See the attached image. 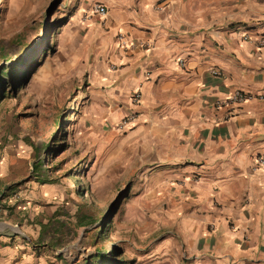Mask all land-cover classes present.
Masks as SVG:
<instances>
[{
	"label": "crops",
	"instance_id": "1",
	"mask_svg": "<svg viewBox=\"0 0 264 264\" xmlns=\"http://www.w3.org/2000/svg\"><path fill=\"white\" fill-rule=\"evenodd\" d=\"M68 4L107 123L135 115L116 132L118 148L147 168L151 239L137 262L264 264V165L255 163L264 156V0ZM237 89L244 103L215 106ZM8 160L0 157V264H45L28 236L43 223L44 188ZM23 177L34 190L14 195Z\"/></svg>",
	"mask_w": 264,
	"mask_h": 264
},
{
	"label": "rangeland",
	"instance_id": "2",
	"mask_svg": "<svg viewBox=\"0 0 264 264\" xmlns=\"http://www.w3.org/2000/svg\"><path fill=\"white\" fill-rule=\"evenodd\" d=\"M74 11L68 0H0V66L26 78L5 84L0 157L19 177L40 164L31 179L44 188L37 205L45 215L28 236L45 264H139L151 239V200L140 178L147 168L139 153L117 146L121 135L94 95ZM27 179L14 184V195L34 190L21 187Z\"/></svg>",
	"mask_w": 264,
	"mask_h": 264
},
{
	"label": "built area",
	"instance_id": "3",
	"mask_svg": "<svg viewBox=\"0 0 264 264\" xmlns=\"http://www.w3.org/2000/svg\"><path fill=\"white\" fill-rule=\"evenodd\" d=\"M95 12L99 13V14H104L105 13V8L102 6H96L94 8ZM119 41H123V35L122 34H118L117 36ZM246 39V38H245ZM260 45H264V40H260ZM178 64L181 67H184V60L183 59H179L178 60ZM248 94H246L245 92L241 91V90H234L233 92H231L230 94H228L225 98L220 99L216 102L215 106L216 107H224V106H233V107H238L240 106L242 103H244L247 99H248ZM140 101V93L139 91H134L131 96H130V105L136 106ZM135 115L133 112H130L128 115L124 116L123 118H121L117 124H115V128L120 131H126L127 129H129V126L131 124V122L134 120ZM256 164H263L264 165V156H258L255 160ZM4 208L2 206V204H0V215L2 214Z\"/></svg>",
	"mask_w": 264,
	"mask_h": 264
},
{
	"label": "trees",
	"instance_id": "4",
	"mask_svg": "<svg viewBox=\"0 0 264 264\" xmlns=\"http://www.w3.org/2000/svg\"><path fill=\"white\" fill-rule=\"evenodd\" d=\"M12 72V68L9 69L6 65H1L0 66V101L5 99L6 97L9 96V91H5V84L7 79H20L22 82L26 80V78L24 77L23 74H19L18 71H16L14 74H11ZM40 166V164H36L33 167L32 173H37L38 171V167ZM36 175H39V173H37ZM39 183H44V180H40ZM84 208L88 207V204L84 203L83 204ZM87 213L85 211H82L79 213V218L85 219L87 217L86 215ZM96 219V218H95ZM100 260H102L103 262H109V257L107 255H105L104 253L100 256ZM117 264H129L126 261H118Z\"/></svg>",
	"mask_w": 264,
	"mask_h": 264
}]
</instances>
